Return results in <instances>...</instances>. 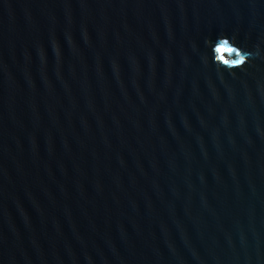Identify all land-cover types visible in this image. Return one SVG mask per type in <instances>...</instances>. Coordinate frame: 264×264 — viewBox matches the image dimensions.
Listing matches in <instances>:
<instances>
[{
	"label": "water",
	"instance_id": "95a60500",
	"mask_svg": "<svg viewBox=\"0 0 264 264\" xmlns=\"http://www.w3.org/2000/svg\"><path fill=\"white\" fill-rule=\"evenodd\" d=\"M0 264H264V0H0Z\"/></svg>",
	"mask_w": 264,
	"mask_h": 264
},
{
	"label": "clouds",
	"instance_id": "9594fccd",
	"mask_svg": "<svg viewBox=\"0 0 264 264\" xmlns=\"http://www.w3.org/2000/svg\"><path fill=\"white\" fill-rule=\"evenodd\" d=\"M206 43L210 46L212 54L216 53V47L218 43H228L234 50L236 58L234 62L227 66V68L232 71L233 69L243 68L248 62L252 53L246 52L242 48L238 47L234 40L227 37L226 35L218 36L216 41H206ZM59 54V50L57 49V55ZM217 63L216 59L213 61ZM224 67V66H222Z\"/></svg>",
	"mask_w": 264,
	"mask_h": 264
}]
</instances>
